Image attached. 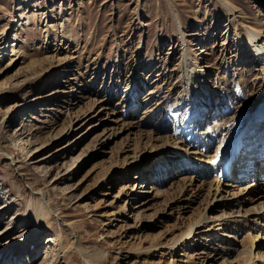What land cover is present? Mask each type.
Wrapping results in <instances>:
<instances>
[{
    "label": "rangeland",
    "instance_id": "rangeland-1",
    "mask_svg": "<svg viewBox=\"0 0 264 264\" xmlns=\"http://www.w3.org/2000/svg\"><path fill=\"white\" fill-rule=\"evenodd\" d=\"M248 32L264 35V0H0L2 264H9L14 255L13 264H56L58 252L59 264H245L251 256L253 264H260L257 253L264 251V220L259 227L254 226V215L245 229L230 225L238 232L228 226L218 231L220 234H210L213 242H208L209 234L204 233L193 235L189 245L180 242L171 249L161 247L175 245L198 218H222L239 210L246 213L264 203L253 194L264 193V180L249 177L230 187L227 184L234 185L235 179L222 177L221 194L214 201L215 191L207 192L215 180L210 176L201 180L207 183L203 188L197 182L181 195L184 181L180 180L191 174L183 175L174 170L177 165H169L166 175L160 176L162 180L154 179L160 154L163 160L177 164L185 156L182 151L187 150L191 158L200 160L197 163L203 160L212 165L207 158L221 155L216 154V144L211 153L200 151L198 155L188 145L169 146L165 137L173 125H160L164 107L154 119L148 113L156 99L162 100L170 92L175 99L182 94L178 70L186 51L207 71L210 93L216 94L218 101L223 99L221 88L232 87L228 95L234 101L232 107L241 101L239 110L222 113L215 111L218 101H213L208 112L200 116L205 119L201 131L230 124L232 113L239 115L246 109L254 93L256 99L264 94L263 74L247 42ZM193 50L197 56L192 55ZM153 57L158 59L156 69H167L162 70L166 80L144 91L136 90L139 82L131 85L129 76L149 74L151 68L145 71L144 67ZM116 60L128 81L112 73L110 67ZM97 70L101 72L98 79L94 74ZM59 71L62 73L57 77ZM243 80L249 88L244 98L238 99L233 83ZM55 81L58 86L71 81L86 84L87 94L81 102L79 96L84 94L51 101L52 89H58ZM156 85L162 95L145 102ZM125 87L139 101L133 114H127L128 127L120 122L123 105L117 107L129 92ZM38 97L44 100L38 105L30 103ZM187 104L179 114L185 113ZM127 108L131 110L129 104ZM113 110L116 116L110 114ZM216 116L219 121L215 124ZM22 124L25 136L32 139L31 151L38 152L30 162L27 159L32 154L27 157L15 149V139L11 138ZM8 152L13 153L16 165L9 161ZM244 155L248 156L247 151ZM241 158L234 157V163ZM51 168L44 176L42 171ZM54 179L57 182L51 184ZM15 184L19 191L14 190ZM33 191L44 194L54 215L37 251L34 247L28 250L23 242L31 228L29 214L36 205ZM146 199L150 203L141 206ZM8 203L13 206L1 210ZM200 251L207 257L198 255Z\"/></svg>",
    "mask_w": 264,
    "mask_h": 264
},
{
    "label": "bare ground",
    "instance_id": "bare-ground-1",
    "mask_svg": "<svg viewBox=\"0 0 264 264\" xmlns=\"http://www.w3.org/2000/svg\"><path fill=\"white\" fill-rule=\"evenodd\" d=\"M236 29H237V25H236ZM246 38H247V42H248L249 46H251V48H252V53H254V60H255V63L258 64L257 66H258L259 72L260 73L262 72V74H263V80H262L263 83L262 84L264 87V35L261 33L256 34L253 32L252 33L248 32L246 34ZM15 41H17V39ZM15 49H16L15 46H13V51H15ZM194 52L195 51L193 50L192 55L197 56L196 53H194ZM182 56H183L184 60H182L183 63L179 66V70H178V71H180V75H181L179 77V79H180V82L182 84L181 87L183 88L182 94L180 95V97L175 99L173 97V94L170 92L168 94V96L162 97L163 98L162 100L156 99L153 110L148 111V113L152 114L151 119H154V117L164 107L163 110L165 111V116L162 118L160 125H162L163 127L170 125L169 123H172V125H173V128H172V130H170L169 135H167L165 137V142L167 141V144H169V146H170V144H172V145L173 144H176V145L182 144L183 146L188 145L191 147L192 150L196 151L195 154L198 155V153H200V151L204 152L205 154L211 153L212 152L211 147L216 144V147H217L216 148L217 149L216 154L218 156L219 155H221V156L218 159L216 158L217 157L216 155L212 158L206 157L208 160H211L213 162V165L208 163V162H205L203 160L201 162L197 163V161H200V160H196L194 158H191L189 153L186 150V152L182 151V152H184L185 156L183 158H181V161L179 163L175 164V163H171L169 160H163L164 158L160 154V156H159L160 161L157 162V168H156L155 175L153 176V178L154 179H156V177L161 178L160 177L161 175H166V170H167L166 168H168L169 165H171V167L173 165H177L178 167L174 168V170L176 169L178 172H181L183 175L191 174V175H187V177H184L183 179L180 180V181H184L182 183V186H181L182 192H180V194L182 195L184 192H187V189H189V187H193V185L195 183H197V182L201 183L202 179H206V178H209L210 176H213V179H215V180L211 182V184H213V185H211L212 190H209V191L207 190V192L215 191L214 193L211 192L213 195V197L212 196L211 197L214 198L213 199L214 201H218L217 196H219L221 194L220 185L223 184V181L221 179L223 177L222 172H223L224 165L227 162L228 158H230L228 161H231V160L233 161L234 157L238 158L239 155L240 156L242 155V158L237 162V164L235 163V169H238L239 175H236V173H234V176L232 177L233 179H235L234 185H232V184L230 185L228 183L227 184L228 186L236 187L237 183H242L241 181H243V180H245V178H249V177H252L253 179L255 178L256 180H259V179L264 180L261 177V175H264V159L261 160V158L264 157V123L263 124L260 123V121L263 120V118H264V102H263V106H258L256 108V106L260 102H262V100H264V94L260 99H258V98L256 99L255 97L257 94L254 93V99L252 101H250L251 103H248L249 106L246 109H242L239 112V115H237V114L235 115V112H233L234 114L232 113L231 120H233V121L230 124L229 123L225 124L224 127H219V126L217 127L218 124H216V123H217V121H219L218 120L219 117L216 116L217 118L214 119V121L216 120L214 122L216 124V126L209 128L208 131L205 129L206 132L201 131V126L204 124L205 119H203V117H200V116L202 114L207 113L212 102L218 101L217 99H219V97L216 96V94L213 95L210 93L209 84H211L210 83L211 81H209L208 78L206 77L207 71L203 70L202 67H199L198 60L195 61L194 57L192 58L191 56L186 54V51L183 52ZM156 61H158V59L156 57H153L151 59V61H149V63H147L146 67H144L145 71H147V69L149 67L151 68L150 70H148L149 74L141 75L138 73L137 76H134L132 79L129 76V81L131 80V85L133 84L134 81L136 84L139 82L137 85H135L136 90L138 89V90L144 91L146 88L147 89L152 88L151 85H154V84L158 85L161 83V80H163V79L166 80V76L162 72V70L164 71L166 68L164 66H161L160 68L156 69V67H155ZM120 65H121V63H120ZM120 65L117 61L114 64H112L110 68H112V73L117 75V76H120L119 78L121 79V78H123L122 77L123 73H122V68H118V67H120ZM127 68H129V67H127ZM137 69H138V71H139V69L141 70V64L140 63H138L136 70ZM152 69L153 70L156 69V71H153ZM151 70H152L153 74H152V72L150 73ZM104 71L106 72L107 68H105ZM108 71H109V69H108ZM127 72H128V70H127ZM61 73L62 72L59 71L57 77H59V75H61ZM100 73H101L100 70H97L94 72V74H96V76H97V79L101 78ZM156 76H158L157 79L152 80V78H155ZM199 77H201V78H199ZM137 78H139V79L141 78V79L138 80ZM199 79H203V82H200ZM124 80L128 81L126 78H123V81ZM151 81L152 82L154 81L153 84ZM198 81H199V83H198ZM56 83L57 82L55 81L54 84L57 87L58 85ZM69 83L70 84H66V85L59 84L58 89H56V90L52 89V92H51L52 94L49 95L51 97V101H53V100L59 101V99H61V98H64V97L68 98L69 95H71V97L76 95V98H77V95L79 96V95L84 94L83 97L79 96V98L81 97L80 98V102H81V100L84 99L85 94H87V90H86L87 88L85 89L86 84L85 85L78 84L77 81H74V82L71 81ZM231 83H229V84H231ZM245 84L246 83L244 80L241 83L240 82H234L233 83V85H235L234 87L236 88V93L238 94V99H243L244 93H246V91H248L247 89L249 88V86L248 85L246 86ZM157 85L154 87V89L151 92H149L148 97L145 99V102H151V101H153L154 98L159 97V94L162 95L161 88H158ZM231 87L232 86H230V88ZM221 89L223 92V97H222L223 99H220V101H218L216 103V107H215L216 110L215 111L220 113L221 111L222 112H232V109L239 110L241 107V101L239 100V102H237V104L240 103L239 104L240 107L238 106L239 109H238V107H232V104H234V101L232 100V97L228 96L230 94L231 90H233V87L231 89H229V88L228 89L221 88ZM126 91H129L127 93V95L124 98H122V100L120 101L121 103L120 102L117 103L118 104L117 107L121 106V105H123V107H124V109L122 110V112H123L122 118H120V122L122 123V126H123V124H124V126H127V125L130 126L129 123L126 124L127 120H128L127 114H133L132 110L133 109L135 110V108L138 106V103H139V101H137L135 99V96L131 95V94H133V92L129 87L126 88ZM129 94H130V96L128 97ZM245 96H247V95H245ZM43 100H44V98L38 97L37 99L32 100L30 103H32L34 105H38L40 103V101H43ZM128 104H129V106H131V110H129V108H127ZM186 104H187L188 108L186 107L187 110L185 111V113L179 114V111L182 110L184 108V106H186ZM116 113H117L116 110H113L110 114L116 116ZM182 115H184L183 116L184 119L181 118ZM77 117L79 119L81 117V115L77 116ZM181 120H184V122L182 123ZM246 125H247V128H245ZM24 128H25V124L20 125L19 128L17 127V132L11 138L15 139V149L22 151L23 154L27 155V157L30 156V154H32V156L28 157L29 159H27L30 162L31 160L36 159L35 153H38V152H32L31 151L32 139H28L29 136L27 134H26L27 137L25 136V133L23 132ZM37 129L38 128H36V130ZM200 131H201V133H200ZM32 136H33V134H32ZM26 139H27V141H25ZM237 139L243 140V142L241 141L243 148L240 151V153H237V149L235 151H233V148H232V150L227 152V150H226L227 147L229 145H232ZM249 148H251L250 152H248ZM246 151H247L248 156L244 155V153ZM200 155H202V154H200ZM6 156H8L9 161L12 163V165H16L17 161H15L13 153L8 152V153H6ZM191 159H194V160H192L194 163L190 161ZM40 161H43V160H40ZM233 163H234V161H233ZM51 170H52V168L50 170H46V171H42V172H43L44 176H48L51 173ZM174 170H171V173H173ZM142 178L143 179L145 178L144 174H143ZM2 179L4 180L5 178L3 177ZM161 180H162V178H161ZM161 180L159 179L158 181H161ZM253 181H255V180H253ZM52 182H53V184H55L57 182V179H54L53 181H51V184H52ZM206 184L201 183L202 188ZM143 186H146V185L144 184ZM143 186H142V188H143ZM199 187H200V184H199ZM13 188L16 191H19V189H18L19 187L16 184H15V187H13ZM202 188H200V191ZM164 192L165 191H162L160 193L162 194ZM2 194H4V193L0 192V200L3 199ZM33 194H35L36 205H35L34 209L29 214V216L32 217L31 218V228L27 229V233L24 235L25 240L23 242L25 244L24 246H27L28 250H31V249L33 250V247H34L35 248L34 250L37 251L38 250V248H37L38 241H39L40 237L44 234L43 231L46 230L45 228L48 229V227H50L52 225V217L54 215L52 216V213H53L52 212V210H53L52 206L48 200H45L44 194L40 191L39 192L33 191ZM253 194H254V197H258L257 200H262V199L264 200V193H261V194L253 193ZM236 195H238V194H236ZM158 196H159V193H158ZM155 197H157V195H155ZM253 200H254V198L250 199V202ZM248 201H249V199H248ZM149 203H150V200L147 201V199H146L145 202L143 204H141V206H146V204H149ZM209 203L211 205V202H209ZM10 206L12 207L13 204L8 203L7 206H4L3 208H1V210L7 209V207H10ZM141 206H139V207H141ZM256 207H253L252 209L247 210L246 213H241L239 210L238 213L233 212L232 214H229V215H223L222 218H220V217L219 218L218 217L217 218H212V217L209 218V216H204V217L198 218L197 221H195L190 226H188L189 227L188 230L185 233H183L180 238L175 240V243H174L175 245H173L172 247L171 246L168 247V245L163 244L161 247H164L165 249H171L173 247L179 246L181 244L180 242H185L187 245H189L190 244L189 239H194L193 235L201 236V235H204V233L209 234L208 236H206L207 241L213 242L214 241V235H210V234H217L220 232V230H222L228 226H229L228 227L229 230H231L233 232H235V231L238 232V229L233 230L230 225L239 226L240 228L245 229L244 227L245 226L247 227L248 226L247 224L249 222H251V218H250L251 215L255 216V219L252 222L253 225L259 227L261 220L262 221L264 220V203H260ZM42 215L45 216V218H43ZM204 215H205V213H204ZM127 216L129 218V215H127ZM16 219H18V218H16ZM210 225H212V226H210ZM67 226L69 228H71V226L69 224H67ZM254 226H251L249 228L250 229L254 228ZM71 230H72V228H71ZM261 231H264V226H263V229L261 228ZM73 232L75 233V231H73ZM221 235H224V234H221ZM263 240H264V238H263ZM253 241L254 240H251V243H254ZM51 242H52V239L48 240V244ZM73 245H75V244H73ZM76 248H79V247L75 246V249ZM262 248H264V247H262ZM60 249H62L60 251H63L64 247L60 248ZM35 251H34V253L36 254ZM59 254L60 253L58 252L57 257L54 259L56 264H59L57 261V258H60ZM3 255L0 257V264L4 263ZM198 255H201V256L203 255V258L207 257L206 253L204 254L202 251H200ZM216 256H218L217 252H216ZM257 256L259 258V260L257 259L259 261V263L264 264V251L257 253ZM14 257H15V255L12 257L11 262L9 264L14 263ZM190 257L195 258L196 255L195 256H189L188 258H190ZM209 257L206 259H209ZM253 260L254 259L251 256L246 261L245 264H253V262H252Z\"/></svg>",
    "mask_w": 264,
    "mask_h": 264
}]
</instances>
